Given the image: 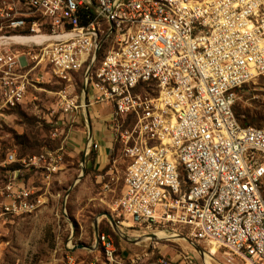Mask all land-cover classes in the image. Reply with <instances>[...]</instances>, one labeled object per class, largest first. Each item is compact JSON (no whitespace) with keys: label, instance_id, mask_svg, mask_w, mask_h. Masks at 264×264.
I'll list each match as a JSON object with an SVG mask.
<instances>
[{"label":"built area","instance_id":"2783aa9c","mask_svg":"<svg viewBox=\"0 0 264 264\" xmlns=\"http://www.w3.org/2000/svg\"><path fill=\"white\" fill-rule=\"evenodd\" d=\"M9 45L29 46L33 68ZM42 66L65 83L63 113L114 109L129 162L114 209L120 228L186 232L228 264H264V128L243 127L235 113L241 90L264 78V0H0V153ZM80 74L88 105L71 93ZM50 125L58 149L0 158V237L48 205L65 170L70 137ZM32 172L42 186L28 184ZM98 239L104 257L89 264H196L188 253L123 259L109 234Z\"/></svg>","mask_w":264,"mask_h":264},{"label":"rangeland","instance_id":"374dc122","mask_svg":"<svg viewBox=\"0 0 264 264\" xmlns=\"http://www.w3.org/2000/svg\"><path fill=\"white\" fill-rule=\"evenodd\" d=\"M75 80L78 93H81L82 74L76 76ZM56 103L57 100H36L42 115L51 113ZM236 109L242 113L250 110L264 116V78L255 80L238 94ZM261 128H264V121ZM53 131L54 128L39 116L33 103L27 101L13 112L9 126L2 134L4 148L7 147L6 151H17L19 156L39 154L44 149H57L59 138L57 141L52 137ZM2 155L3 152L0 153L1 158ZM116 159L118 179L110 186L112 191H107L106 195L93 174L85 173L86 177L72 186L73 181L83 175L82 165L79 166L77 158L74 170L67 174V181H54L48 205L40 213L14 220L5 226L0 237V264H89L96 258L101 260L104 252L100 246L93 250L74 249L79 244H96V221L99 230L113 238L123 259L139 256L150 260L162 255L175 259L188 253L196 264H228L222 253L209 255L203 250L206 254L203 259L196 249L174 233L162 232L158 234L159 239H149L145 236L152 233L134 229L128 222L121 228L123 233L116 232L106 213L111 214L117 222L118 213L114 209L122 196L123 178L129 163L121 146ZM38 185L42 186V182ZM186 234L184 232L183 235L187 237Z\"/></svg>","mask_w":264,"mask_h":264},{"label":"crops","instance_id":"0c3cea01","mask_svg":"<svg viewBox=\"0 0 264 264\" xmlns=\"http://www.w3.org/2000/svg\"><path fill=\"white\" fill-rule=\"evenodd\" d=\"M9 46L17 53L23 65H29V68H33L34 62L30 58L31 48L29 46ZM32 79L33 83L28 87L26 103L27 101L33 103L39 116L47 121V123L58 122L60 129H64L63 131L70 137L65 170L55 180L63 181L65 179L67 181V174L71 170H74L73 165H76V160L79 158V166L82 165L84 176L86 177L85 173L93 174L97 182L102 185L104 194L108 195L107 191H112L110 186L118 179L115 170L117 164L116 158L120 147L115 140V131L112 127L113 107L109 104L84 106L83 108H79L73 115L65 114L60 110L58 103V93L65 83L56 79L52 75L51 70L45 66L33 71ZM77 86L78 83L75 80L71 93L79 98L82 105H88L89 102L94 100L90 93H84L83 88L81 93H78ZM36 100H40V102L57 100V103L52 106L53 110L51 113L42 115V111L39 110ZM60 139L62 140L63 138L60 137ZM58 143L59 148L61 141L59 140ZM92 144H98L99 148L97 150L93 149L91 147ZM26 178L28 184L33 186H39L38 183L42 182V177L38 172H32ZM77 180L73 181L72 186Z\"/></svg>","mask_w":264,"mask_h":264},{"label":"water","instance_id":"95a60500","mask_svg":"<svg viewBox=\"0 0 264 264\" xmlns=\"http://www.w3.org/2000/svg\"><path fill=\"white\" fill-rule=\"evenodd\" d=\"M83 91H84L85 94H87L86 88H84ZM84 170H85V167H84ZM83 177H84V171H83V175L79 176L78 180L74 183L73 186H75L78 181H81V179ZM106 216L109 218V220H110L113 228L115 229V231L118 232V233H123L122 229L119 227V225L117 224V222L115 221V219L113 218V216L111 214H109V213H106ZM95 232H96V244L94 246H87L85 244H79V245H76L74 249L88 248L90 250H93L95 248H98L99 247L98 246V241H99L98 236L100 234V230H99V225H98V222L97 221L95 222ZM145 237H147L149 239H151V237L153 239H159L158 237H156L153 234L147 235ZM179 238L180 239H184L186 242H188V244H190L191 246H193V248L196 249V251H198L200 253V255H202L203 259H204L205 253H204L203 249L199 245L195 244L192 240H190L187 237L180 236Z\"/></svg>","mask_w":264,"mask_h":264},{"label":"trees","instance_id":"16d2710c","mask_svg":"<svg viewBox=\"0 0 264 264\" xmlns=\"http://www.w3.org/2000/svg\"><path fill=\"white\" fill-rule=\"evenodd\" d=\"M235 113H236V116H237V119H238L239 123L243 127H258V128H261V123L264 121V116L262 114H258V113L254 114L250 110H247L246 112L242 113L241 111H238L236 109V106H235ZM59 140L61 141L60 138H59ZM57 141H58V139H57ZM6 148L7 147L5 146L4 151H3L4 155L6 153ZM4 155H2L3 156L2 158L1 157L0 158L3 159ZM20 157H23V156H20ZM16 169H19V165H12L9 168V170H16ZM101 232H104V231L101 230Z\"/></svg>","mask_w":264,"mask_h":264},{"label":"bare ground","instance_id":"6f19581e","mask_svg":"<svg viewBox=\"0 0 264 264\" xmlns=\"http://www.w3.org/2000/svg\"><path fill=\"white\" fill-rule=\"evenodd\" d=\"M167 236H168V235H167ZM212 252H213V253H212L213 255H216V254H217V253H216V250H213ZM205 256H206V255H204V258H205ZM208 257H209V256H208Z\"/></svg>","mask_w":264,"mask_h":264}]
</instances>
